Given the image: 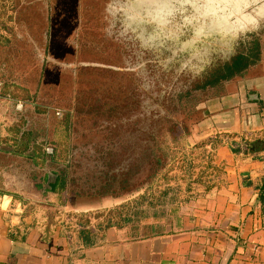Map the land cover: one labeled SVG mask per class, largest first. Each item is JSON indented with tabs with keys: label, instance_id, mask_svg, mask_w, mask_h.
Returning <instances> with one entry per match:
<instances>
[{
	"label": "rangeland",
	"instance_id": "1",
	"mask_svg": "<svg viewBox=\"0 0 264 264\" xmlns=\"http://www.w3.org/2000/svg\"><path fill=\"white\" fill-rule=\"evenodd\" d=\"M224 1L24 0L16 8L10 0L2 8L0 103L8 104L10 118L38 105L40 117L56 124L61 153L39 162L68 168L74 201L125 197L144 187L154 154L162 158L156 181L192 182L198 108L214 92L196 84L264 24L257 18L237 33L207 35L213 19L237 23L241 12L256 17L264 7V0ZM173 133L184 137L174 140ZM159 141L163 151L152 154Z\"/></svg>",
	"mask_w": 264,
	"mask_h": 264
},
{
	"label": "crops",
	"instance_id": "2",
	"mask_svg": "<svg viewBox=\"0 0 264 264\" xmlns=\"http://www.w3.org/2000/svg\"><path fill=\"white\" fill-rule=\"evenodd\" d=\"M9 1L0 0V9ZM12 4L21 8L24 0ZM261 39L258 68L229 83L195 125L200 152L192 182L167 179L125 197L74 201L68 168L28 161L46 147L49 156L61 153L56 124L35 104L10 118L1 102L0 264H264ZM57 182L66 187L63 197Z\"/></svg>",
	"mask_w": 264,
	"mask_h": 264
},
{
	"label": "trees",
	"instance_id": "3",
	"mask_svg": "<svg viewBox=\"0 0 264 264\" xmlns=\"http://www.w3.org/2000/svg\"><path fill=\"white\" fill-rule=\"evenodd\" d=\"M261 37L254 36L252 37L247 43L243 42L238 46L237 50L233 54L226 59H218L215 60L212 64L211 70L204 73V79L201 80L202 82L197 83L196 86L201 89L205 90L206 88L214 89L212 95L204 102L203 104L200 103L198 109L202 110V117L208 111L209 104L215 100L216 98L223 95L226 90L228 89L229 83L233 82L236 79L243 78L250 74L252 70L258 68L261 60H262V48H261ZM199 119L196 124L201 120ZM175 125H173L174 127ZM152 132V131H151ZM152 134V133H151ZM157 131L153 130V140L155 141L157 138ZM184 137L183 134H174L173 139L178 140ZM153 144V141H152ZM162 141H159L156 148H151L152 154L156 153L155 151H163V146H161ZM152 146V145H151ZM46 151L40 152L39 154L34 155L31 159L35 162V164H40L39 160L45 162L46 160ZM165 154L163 153V156ZM55 157V156H54ZM53 158V156H52ZM155 164H154V171L149 175V184H154L156 181L160 170L158 169L162 164V158H159L156 154H154ZM161 169V168H160ZM61 188L59 191L60 197H63V193L66 189L65 185H61L60 182L56 183V187ZM142 188H138L135 191H141ZM144 197V195H142ZM263 197V195L261 196ZM125 205H122L121 212H127L128 210L123 209Z\"/></svg>",
	"mask_w": 264,
	"mask_h": 264
},
{
	"label": "water",
	"instance_id": "4",
	"mask_svg": "<svg viewBox=\"0 0 264 264\" xmlns=\"http://www.w3.org/2000/svg\"><path fill=\"white\" fill-rule=\"evenodd\" d=\"M205 4H209L210 1H216L219 2L221 0H202ZM224 1V0H223ZM224 2L231 4L230 0H225ZM241 3V2H240ZM241 19H239V21L237 23H231V24H226L228 22H226L225 24L223 23H219L216 20H212V24L209 27V32L207 35H214L216 33H219L220 31H226L228 33H237L239 30H244L245 27H248L250 24L257 22V18H264V7L263 8H259L258 12H256V17H251L248 15H244L243 12H241ZM227 21V20H226ZM237 36H232L231 39L236 38Z\"/></svg>",
	"mask_w": 264,
	"mask_h": 264
},
{
	"label": "flooded vegetation",
	"instance_id": "5",
	"mask_svg": "<svg viewBox=\"0 0 264 264\" xmlns=\"http://www.w3.org/2000/svg\"><path fill=\"white\" fill-rule=\"evenodd\" d=\"M264 34V24L263 25H261L260 27H258V30L257 31H255V32H252V33H248L247 35H245V36H242L241 37V39L238 41V43H237V45H236V47H238V46H240V44L241 43H247L252 37H254V36H262Z\"/></svg>",
	"mask_w": 264,
	"mask_h": 264
},
{
	"label": "built area",
	"instance_id": "6",
	"mask_svg": "<svg viewBox=\"0 0 264 264\" xmlns=\"http://www.w3.org/2000/svg\"><path fill=\"white\" fill-rule=\"evenodd\" d=\"M0 86H1V83H0ZM21 107L22 105L18 106V108H21ZM45 151L47 154H50V155L53 154V149L51 147H46Z\"/></svg>",
	"mask_w": 264,
	"mask_h": 264
}]
</instances>
